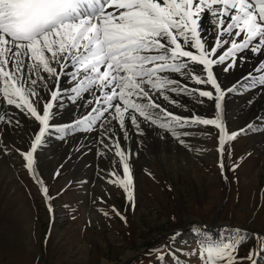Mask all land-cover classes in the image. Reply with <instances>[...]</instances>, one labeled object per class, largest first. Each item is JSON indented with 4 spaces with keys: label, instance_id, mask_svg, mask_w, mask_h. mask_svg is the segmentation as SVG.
I'll list each match as a JSON object with an SVG mask.
<instances>
[{
    "label": "snow or ice",
    "instance_id": "6c2138e0",
    "mask_svg": "<svg viewBox=\"0 0 264 264\" xmlns=\"http://www.w3.org/2000/svg\"><path fill=\"white\" fill-rule=\"evenodd\" d=\"M246 51L264 55V0H0V124L21 128L17 113L38 124L29 133L28 150L17 151L46 199L48 189L36 173L34 154L49 137L64 140L96 132L97 155L112 153L119 162L120 171L115 161L112 169L102 170L112 177L107 182L118 184L134 208L132 154L120 140L121 134L124 141L131 139L129 126L142 136V125L148 124L185 146L183 138L192 135L185 129L213 126L221 156L239 135L264 130V117L232 132L223 120L227 94L264 90V60L228 87L214 73L216 65H225L228 72L246 62ZM191 84L210 85L211 90ZM182 95L201 105L203 98L213 102V118L194 111L182 116L161 103L188 110L175 98ZM69 103L81 113L68 124L56 123L58 110ZM218 166L225 176L222 160ZM236 167L234 163L231 170ZM193 231L201 239L188 255H198L201 264L264 260L260 233L225 229L227 235L213 239L200 228ZM249 239L255 240L253 248L238 257V248ZM175 264H181L179 258Z\"/></svg>",
    "mask_w": 264,
    "mask_h": 264
},
{
    "label": "rangeland",
    "instance_id": "374dc122",
    "mask_svg": "<svg viewBox=\"0 0 264 264\" xmlns=\"http://www.w3.org/2000/svg\"><path fill=\"white\" fill-rule=\"evenodd\" d=\"M242 55L248 57L247 61L237 63L232 73L253 67L260 58L248 52ZM245 105L232 120L229 117L227 131L256 124L251 121L258 123L257 118L264 117L260 106L254 114V107ZM214 112L212 108L206 117L213 118ZM21 114H17L18 119ZM11 129L16 137L9 132ZM185 130L192 133L183 138L187 146L166 134L162 145L168 143L170 149H158L157 143L147 141L144 149L130 151L132 208L123 189L107 182L112 179L107 172L100 177L85 164L70 176L78 157L85 153L94 159L87 135L79 150L54 149L49 158L55 157L58 164L49 165L51 168L45 161H38L39 157L35 160L36 173L48 189L46 199L17 151L28 150L30 132L24 126L7 127L0 141V160L4 157L9 162L8 171L0 163V264H175L176 258L181 264H201L198 255H188L198 249L201 239L194 227L213 239L222 233L227 235L225 229L233 228L264 235V130L239 135L225 145L222 156L218 152V129L200 125ZM41 153L43 147L36 152ZM107 156V161L101 160L107 163L102 170L113 168ZM110 157H114L112 153ZM221 160L226 179L218 166ZM115 161L120 171L118 158ZM234 163L238 167L233 171ZM174 233H179L175 239ZM254 243V239L244 242L238 248V257L247 256ZM160 254L166 256L164 261H158Z\"/></svg>",
    "mask_w": 264,
    "mask_h": 264
},
{
    "label": "bare ground",
    "instance_id": "6f19581e",
    "mask_svg": "<svg viewBox=\"0 0 264 264\" xmlns=\"http://www.w3.org/2000/svg\"><path fill=\"white\" fill-rule=\"evenodd\" d=\"M204 25H205V27H208V25H209V21L207 18H205V20H204ZM248 54H251V53L248 52ZM263 56L264 55H260V58L257 60L256 64L253 67L245 68L241 71H236L235 73H232L234 68L228 72H225L224 71L225 65H216V66H214V73L218 77L219 82L224 87L231 86V85L235 84L237 81H240L242 77L246 76L250 71H252ZM185 82H187V81H185ZM64 86L65 87L68 86L67 81H65ZM190 86L193 88H206L208 90H211L210 85L205 86V85L191 84ZM175 98L180 100L183 105H186L188 110L182 111L181 110L182 108L167 105L166 104L167 102H164V101H161V103H163L165 107L171 109L172 111L176 112L179 115L191 116L192 115L191 113H193V111H194L197 114H199V112H203L204 115L203 114L202 115L206 117V112H208L212 108H214V103L211 101H208L206 98H203L205 101L203 105L195 103L189 96H186V95L178 96ZM245 102H246L245 107L246 106L247 107H254L252 110L254 112V114L257 111V107L260 106V108H261L260 109V115H264V90L257 89L254 91H243L241 89L239 92L227 94L225 99L223 100L222 106H223V120H224V122L226 123L227 121H229L228 119H230V118L232 120L233 116L235 117L240 112H242V110H243L242 107H243ZM174 109H176V111ZM224 109H225L226 114L224 113ZM12 111H17V110L12 109ZM81 111H82V109H78L76 106H74L70 103L66 104L63 109L58 110V115L56 117V123H60L62 121L71 122L77 115H79L81 113ZM248 113L250 114V112H248ZM17 114H21V113H17ZM246 119H248V118H246ZM19 120L22 121V125L29 132H31L33 130H38V124L34 123L33 120L28 119L23 115L21 116V118ZM243 120H244V118H243ZM251 122L257 123V121H255V120H252ZM7 127H9V126L4 125V124H0V141H1V137L5 135V129ZM142 127H143V132H144V134L142 136L136 135L135 131L131 128V126H129L131 139H129L128 141H124L123 140V134L120 135L121 143L125 146L126 149H129V151H131L133 149L134 150L135 149H144L143 144L147 141H150L152 143H157L158 149H164V148L170 149L168 147V143H166L165 145H162L163 139L165 137H167L166 133H164L161 130L155 129L154 127H151L148 124H143ZM206 128H207V126H206ZM9 132L14 137H16V132L13 129H11ZM85 135L90 137L89 141H91V146L93 147L92 156L94 157V159H91V156H89L85 153H84V156L78 157L79 159L77 161H73V170L70 173V176L72 177L77 173V171H78L77 167L78 166L86 164V165H91L97 171L99 176L101 177V174L103 173L102 169L105 168L106 164H107V163L101 162V160L107 161V159L105 157H104V159H101V157H99L97 155L98 145H97V133L96 132H91V133L79 132V133H76L74 135L68 136L64 140L57 139L55 136L49 137L47 140V143L43 146L44 153H41V154L35 153L34 154L35 160L38 159L37 157H39L38 161H45V165L47 167L49 165L51 166L53 163L56 164L57 162H55V159H54L55 157H52L51 159L49 158V157L54 155L52 153V151L54 149H60V150L61 149H81L82 145L84 143H86V136ZM28 146H29V144L27 145V147ZM55 151H57V150H55ZM2 152L3 151L1 150V144H0V154ZM110 154L111 153H108L109 156H107L108 161L109 160L110 161L117 160V158H115V160L113 159L114 157L111 158ZM161 154H163V153L161 152ZM95 159H96V161H95ZM0 163L3 166L5 171L9 170V168H8L9 162L7 161L6 158L3 157L0 160ZM214 227L215 226L213 225V226H210L209 228H211V230H213Z\"/></svg>",
    "mask_w": 264,
    "mask_h": 264
},
{
    "label": "water",
    "instance_id": "95a60500",
    "mask_svg": "<svg viewBox=\"0 0 264 264\" xmlns=\"http://www.w3.org/2000/svg\"><path fill=\"white\" fill-rule=\"evenodd\" d=\"M176 230H179V229H176ZM175 229H174V231H176ZM123 264V263H122Z\"/></svg>",
    "mask_w": 264,
    "mask_h": 264
}]
</instances>
